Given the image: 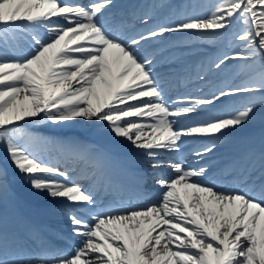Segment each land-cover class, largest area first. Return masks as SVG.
<instances>
[{"label": "snow or ice", "instance_id": "6c2138e0", "mask_svg": "<svg viewBox=\"0 0 264 264\" xmlns=\"http://www.w3.org/2000/svg\"><path fill=\"white\" fill-rule=\"evenodd\" d=\"M113 7L114 0H0V144L34 194L65 202L71 234L68 249L55 247L10 216L12 188L0 168V264H264V131L258 155L250 151L222 168L199 164L258 116L264 128V0H217L203 16L189 14L195 5H168L177 19L134 35ZM138 19L147 25L151 17ZM166 35L228 40L231 51L209 71L241 61L245 78L166 99L154 70L159 57L144 53ZM29 121L87 122L122 138L154 169L166 165L168 172L155 174L156 199L142 207L105 204L94 174L84 187L74 169L44 158L51 141L25 131L20 122ZM186 138L206 140L195 152L198 166L173 158ZM72 151L106 158L84 143ZM25 233L39 250L22 256Z\"/></svg>", "mask_w": 264, "mask_h": 264}, {"label": "bare ground", "instance_id": "6f19581e", "mask_svg": "<svg viewBox=\"0 0 264 264\" xmlns=\"http://www.w3.org/2000/svg\"><path fill=\"white\" fill-rule=\"evenodd\" d=\"M124 1H126V0H118V2H119V10H117V12H115L116 14H114L117 18H120L119 16H122L123 14H124V6H121L122 5V3L124 2ZM150 1H152V0H149V2ZM189 0H184L183 2H188ZM212 1V0H211ZM133 2L134 3H138V8H143L144 6H145V2H143V0H133ZM210 5H213V2L210 4ZM135 9V8H134ZM133 9V10H134ZM209 11H204L205 9H200V12H198L196 15H198V16H203V15H205V14H203V13H208V12H210L211 11V9H212V6H210L209 7ZM168 9H166V11H167ZM201 10H203V11H201ZM127 20V26H128V24H130V23H132L133 22V19H131V18H129V19H126ZM40 32H41V34H43V30H40ZM127 35H130L129 33H126ZM185 38H188L186 35L185 36H183V38H181V39H177V38H175L176 39V41L177 40H183V39H185ZM220 42H222V48H224L225 46H229V41L228 40H222V41H220ZM217 43H215V44H213L212 45V49L210 50V51H212V50H215L217 47H218V45H216ZM189 46V48H190V45H188ZM172 48H175V47H173V45H172V47L171 48H169V49H167L166 51H164V53H163V55H161L160 57H162V58H164L163 56H165L166 58H167V61L166 62H169V60L171 61V62H173L172 64H173V66H174V68H177V66H179L180 64L182 65H184L185 66V68H188L189 66L191 67L189 70H194V68L195 69H204V70H206L208 67H209V65L208 64H210V60L212 59V55H211V53H210V51L209 52H205V53H201L202 55H199V53H195V54H193V53H191V54H186V55H188V56H185L184 57V59L182 58V56H181V53H179V55H177V52H176V50H173ZM172 49V50H171ZM180 52H182V51H180ZM185 53V52H184ZM157 55V54H156ZM159 57V58H160ZM170 57V58H169ZM174 57V58H173ZM185 58H188V60L187 59H185ZM190 58V59H189ZM169 59V60H168ZM175 60H177L176 62H174ZM193 61V62H192ZM179 62H182V63H179ZM165 63V62H164ZM164 63H162L161 65H156V67H155V71L163 78V80L165 81V84L167 85L166 86V99H168V98H171L172 96H173V93H175L176 91H177V89H181V88H176V90H174V91H171L170 90V88L168 87V85H170V86H172V88L173 89H175L174 87H175V84H173L171 81L168 83V80H170V78L168 77V76H166L167 74L166 73H171L172 71L171 70H169V72H165V70H166V65L164 64ZM178 63V64H177ZM208 65V66H207ZM168 66V65H167ZM235 67H237V65H231V64H229L227 67H225L226 68V70H227V72H226V74H228L223 80H217V77H219V74L218 73H214L213 74V76L212 77H209V78H206V80L205 81H200V80H196V82H195V84H197L198 86L197 87H195V88H193L192 90H195V89H197V88H199L200 86H205V87H209L210 88V83H213V85H216V83L217 84H220V82H222V81H225V82H229V81H232V79H233V72H232V69L233 68H235ZM208 70V69H207ZM259 69L257 68V71H258ZM223 71H225V69L223 68ZM206 73V72H205ZM238 73H240V71L238 72ZM238 73H235V74H237L238 75ZM186 78L187 77H183V78H181L182 80L179 82V85L181 84V85H183L184 86V84L185 83H187V81L185 82V80H186ZM221 78V77H220ZM215 80H217V81H215ZM212 88V87H211ZM188 89V87H187V85H186V88H184L183 87V92L184 91H186ZM197 91V90H196ZM208 91H210L209 89H207L206 91H203V95H206V94H208L209 92ZM31 122H33V123H36L35 121H31ZM80 124V123H79ZM37 127V126H36ZM57 127H59V129H57L58 130V132L57 133H55V132H53V131H49V130H46V129H41V128H38V130H36V133H33L34 135H39V136H43V137H46L48 140H50L51 141V143L50 144H48V145H46V146H43V148H42V151H43V153H45V154H52L53 155V152L55 151V145H56V142H57V140H58V138L59 137H61V136H65L66 134H68L69 133V128H71L72 126L71 125H59V126H57ZM49 129V128H48ZM119 141V140H118ZM187 141H189V140H187ZM85 144H87V142L85 143ZM87 145H89V144H87ZM89 146H91V145H89ZM91 147H94V146H91ZM126 147H131L130 145H127L126 144ZM139 150H135V152H138ZM250 152V151H249ZM110 154L111 155H113L114 153L112 152V151H110ZM191 154H194V156L192 157V158H194V159H196L197 161L199 160V158L198 157H196L195 156V152H190V155ZM122 155V153H120L119 155H114V156H109V160H110V162H112V166H110V167H112V169L113 168H115V166H122L124 163H126L127 162V156H124V157H122L121 156ZM173 155V158L174 159H177V160H185V156L186 157H190L189 156V153L187 152V151H184L183 149H182V147H181V150L178 152V153H174V154H172ZM64 156H66V154H64ZM92 156V158H95L94 157V155H91ZM59 157V156H58ZM207 158H209L208 156H205L203 159H207ZM59 159H60V162H62L63 163V165H66L65 164V161L63 160V159H61L60 157H59ZM96 159L98 160L97 162H96V164H100L101 163V159H99V158H97L96 157ZM106 160V159H105ZM103 164H104V161H103ZM189 166H192V167H195L196 165L195 164H193V160H191L190 162H189ZM221 166H224L223 164H221ZM115 169H117V167L115 168ZM169 170H162V171H159V172H157V174H163V173H166V172H168ZM114 171H111V172H109V174H111V173H113ZM102 173V172H101ZM122 174H120V177H123V176H128L129 178H130V176H131V170H129V168H123V170H122V172H121ZM87 175H88V172H85V173H83L82 174V176H86L87 177ZM114 176V175H113ZM75 177H77V176H75ZM155 177V176H154ZM153 177V178H154ZM136 178H140L139 176H137ZM121 179V178H120ZM77 180H80V178H77L76 179V181ZM115 180V179H114ZM149 182H151L150 180H149ZM156 185H155V187L153 188V193H154V190L156 189ZM134 191H132L131 193H133ZM117 196V194H115V195H112V196H110V197H116ZM156 199V197H155V195L153 194L152 195V199L150 200L151 202H153L154 200ZM103 201L104 202H107V200H105V199H103ZM150 202V203H151ZM59 209L61 210V212H58V214H64V213H66L67 211H68V209H67V207L65 206V203L64 204H60L59 205ZM18 210H20L21 211V208H18ZM28 213H29V217H28V219H26L25 217H21L23 220H25V221H27V222H29L31 225H33L34 223L35 224H37V225H40V229L42 230V229H45L46 228V226L45 225H43L42 224V222H41V220L36 216V214H35V212H34V210L32 209V211L31 210H29L28 211ZM11 216V215H10ZM58 219V218H57ZM57 219H55V222L57 223V224H60V225H53L56 229H61V226H63V225H69V222H68V219H63V221L61 220V221H58ZM57 226H59V228H57ZM52 226H50V228H51ZM36 228V227H35ZM51 230V229H50ZM54 229L52 228V230L51 231H53ZM25 235H27V236H29V240L31 239V236H30V234L29 233H25ZM48 237H51V238H53L54 239V243L52 242V239L51 238H43L45 241H47L48 243H50V244H52L53 246H57V245H60V244H63L66 240H67V236L66 235H64V234H62V233H57V234H54V235H48ZM31 245H27V244H22L23 246H21L20 247V250H28V251H25V252H35L36 250H39L37 247H36V245H34L33 243H32V239H31V243H30ZM33 246H35V247H33Z\"/></svg>", "mask_w": 264, "mask_h": 264}, {"label": "rangeland", "instance_id": "374dc122", "mask_svg": "<svg viewBox=\"0 0 264 264\" xmlns=\"http://www.w3.org/2000/svg\"><path fill=\"white\" fill-rule=\"evenodd\" d=\"M29 122H31V121H29ZM21 124H23V122H20ZM31 123H33V122H31ZM44 124H50L49 122H44ZM50 125H52V124H50ZM69 125H71L73 128H90V127H92V125H89V124H87V122H83V123H76V124H69ZM55 127H57L56 125H55ZM96 131H102V132H104V130L103 129H97V128H94ZM104 136L106 137V139H110V140H112V142L111 143H113V142H119L118 144H121L120 142H122L123 140H122V138H116L115 140L113 139V137L110 135V134H107L106 132H104ZM122 141H121V140ZM119 140V141H118ZM0 145H2V146H4L3 144H0ZM9 161V160H8ZM10 162V161H9ZM18 181H20L19 182V184L22 182L23 183V190L24 191H26V192H29V193H33V191H32V189L28 186V184H27V182L25 181V180H23L21 177L19 178V179H17Z\"/></svg>", "mask_w": 264, "mask_h": 264}]
</instances>
